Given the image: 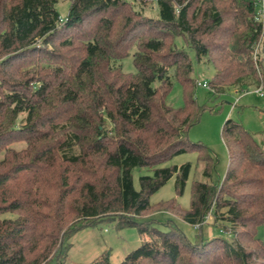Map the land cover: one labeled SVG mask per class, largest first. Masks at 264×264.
I'll return each instance as SVG.
<instances>
[{"label":"trees","instance_id":"obj_1","mask_svg":"<svg viewBox=\"0 0 264 264\" xmlns=\"http://www.w3.org/2000/svg\"><path fill=\"white\" fill-rule=\"evenodd\" d=\"M56 2L0 0V214H13L0 216V264H60L71 234L100 219L149 235L116 264H264V147L229 117L216 192L229 197V239L191 242L169 220L158 229L140 216L156 208L199 228L205 222L212 182L193 180L185 209L174 197L149 205L148 196L171 175L182 192L189 162L158 165L176 153L196 149L210 175L211 157L187 138L204 108L192 62L212 66V93L263 80L255 0H155V17L124 0H68L63 18ZM132 46L134 70L124 71L119 59ZM172 80L179 105L165 99ZM16 140L24 146H8ZM135 166L151 167L137 189ZM87 264L110 263L101 256Z\"/></svg>","mask_w":264,"mask_h":264},{"label":"rangeland","instance_id":"obj_2","mask_svg":"<svg viewBox=\"0 0 264 264\" xmlns=\"http://www.w3.org/2000/svg\"><path fill=\"white\" fill-rule=\"evenodd\" d=\"M129 1L148 16L157 15V5L155 0H124ZM264 5V0H263ZM259 8V4L256 6ZM68 8V0H57L55 9L59 17L63 18ZM132 46L124 57L119 59L121 69L124 71H133ZM212 66L204 57L197 62H192L191 76L194 78L193 94L197 104L204 108L199 114L196 122L187 129V138L189 141L197 142L204 146L212 159V168L209 176L202 174V163L197 159L196 149H190L176 153L168 159L160 162L158 165L166 166L183 162H189V170L185 179L182 192L175 194L174 175L168 177L163 184L151 192L148 196L149 205H154L159 201L174 197L179 206L187 208L190 200V187L193 180L212 182L214 187L210 211L204 215V221L200 228L193 223L184 221L178 214H174L161 209H152L149 213L142 211L140 216L148 218L150 223L158 228L165 229L166 221L184 234L187 240L193 242L197 238L210 237L214 235H223L229 239L231 236L230 227L232 222L226 219V208L224 201L229 198L222 190L217 194L220 188V181L223 177L227 165V150L220 135L222 122L229 117L239 123L244 129L248 130L253 138L264 147V94L258 95L256 89L262 87L264 91V78L260 83L251 81L241 83L240 87H229L219 93H212L210 86H201L196 84L198 81H207L212 72ZM249 77L247 78L250 81ZM166 102L170 105H179L181 103L180 85L172 80L171 87L167 93ZM24 112H20L17 117V123L21 122ZM106 126H110L107 119L104 120ZM24 141L16 140L10 142L8 146L18 149L24 146ZM1 156V152H0ZM151 167L135 166L131 170V180L134 188H138V176L140 174H150ZM233 187H229L232 189ZM12 216V213L4 212L0 216ZM257 237H262V228L258 226L256 230ZM149 235L146 232L137 231L133 225H126L117 228L114 220L100 219L91 225L84 226L75 230L68 238L69 247L66 260L68 262L88 263L100 256H105L110 264H116L122 259L126 252L130 251L142 241L147 240Z\"/></svg>","mask_w":264,"mask_h":264},{"label":"built area","instance_id":"obj_3","mask_svg":"<svg viewBox=\"0 0 264 264\" xmlns=\"http://www.w3.org/2000/svg\"><path fill=\"white\" fill-rule=\"evenodd\" d=\"M257 4H259V8L256 7V12H255V16L254 18L256 20H259L261 22L262 25H264V5H263V0H255V6H257ZM60 18V17H59ZM196 84H199L201 86H206L207 82L206 81H198L196 80ZM256 93L258 95H263V89L262 87H258L256 90Z\"/></svg>","mask_w":264,"mask_h":264},{"label":"crops","instance_id":"obj_4","mask_svg":"<svg viewBox=\"0 0 264 264\" xmlns=\"http://www.w3.org/2000/svg\"><path fill=\"white\" fill-rule=\"evenodd\" d=\"M68 250V249H67ZM67 250H66V252H65V254L61 257V259H60V264H86V263H81V262H68L67 260H66V256H67ZM101 257V256H100ZM102 257H105V256H102ZM106 258V257H105ZM94 260V259H93ZM92 261V260H91ZM90 262V261H89ZM88 262V263H89Z\"/></svg>","mask_w":264,"mask_h":264}]
</instances>
